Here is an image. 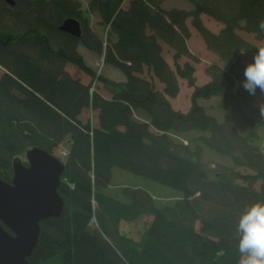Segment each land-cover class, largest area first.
I'll use <instances>...</instances> for the list:
<instances>
[{
	"label": "trees",
	"instance_id": "1",
	"mask_svg": "<svg viewBox=\"0 0 264 264\" xmlns=\"http://www.w3.org/2000/svg\"><path fill=\"white\" fill-rule=\"evenodd\" d=\"M15 1L0 0V178L10 181L13 160L32 147L52 154L60 149L65 162L58 191L66 205L62 215L41 221L31 264H239V218L264 201V117L256 104L264 93L243 88L252 60L243 63L236 54L257 49L240 31L264 41V0H187L189 10L165 9L163 0H129L125 6L126 0H91L89 13H99L110 28L107 38L115 39L106 41L90 29L77 0ZM203 14L224 29L213 33ZM66 17L80 20L81 36L60 30ZM188 19L228 63L226 69L217 62L207 66L211 80L202 86L195 85L199 58L187 45ZM163 43L173 50V68ZM80 44L124 73V86L110 100L68 73L72 63L95 75ZM183 57L188 61L181 65ZM180 78L195 88L186 112L174 110L169 100L181 91ZM217 95L221 109L241 115L245 133L197 102ZM91 108L96 122L82 117ZM135 110L148 120H139ZM190 131L199 134L186 144L178 135ZM204 147L231 157L244 171L204 162ZM115 168L172 187L180 197L160 205L148 190L129 186L114 196Z\"/></svg>",
	"mask_w": 264,
	"mask_h": 264
},
{
	"label": "rangeland",
	"instance_id": "2",
	"mask_svg": "<svg viewBox=\"0 0 264 264\" xmlns=\"http://www.w3.org/2000/svg\"><path fill=\"white\" fill-rule=\"evenodd\" d=\"M33 1V0H32ZM80 3V8L81 11L84 15L85 20L87 19L88 26L90 29H92L100 38H103L105 41L107 39L109 40H115L114 38L110 37L108 35L107 38V33L110 30L109 26H104V24L101 23L102 18H100L99 13H89V8L88 5L91 0H77ZM129 0H126L123 4V6L127 5ZM161 5L165 9H170L172 7H182V6H193L192 3H189L187 0H163ZM167 7V8H166ZM9 20V19H8ZM7 22V26H5L7 29H13L11 25L12 22L5 21ZM203 24H205L209 30H211L213 33H218L220 30L224 29V24L215 20V18L210 17L209 15H205L204 19H202ZM187 25H189L190 28V35L191 38L188 40L187 45L189 46L190 52L197 56L199 59L197 62L193 63L195 67V74L194 78H196L195 85L196 86H202L205 85L207 82L211 80V77L207 75L206 73V68L207 66L214 64L215 62L219 63L221 66L225 67V69L228 67V63L222 62L220 60L219 55L214 53L209 47H207L205 40L203 39L202 35L198 33L196 28L191 25V19L187 20ZM240 33L246 38L252 39L251 41H254V43L257 46H264V41H256L255 35H249L248 33L240 31ZM163 57L168 61L170 66L173 68L174 66V60H173V50H171L167 45L163 43ZM78 51L83 55L84 60L86 63L90 66L92 69V72L95 73V75L91 73L84 72L82 68L79 66H76L75 64L68 63V73L71 74V76L77 80H79L81 83L88 85L91 84V91L101 93L102 96L105 99L110 100L113 97L114 92H118L122 89L124 85L121 84L122 79H126L124 73L122 70H118L115 68L112 64H107L105 61H103L104 57L101 55V53H97L93 50H90L88 47L84 46L83 44H80L78 47ZM257 51V49H256ZM256 51L254 52H244V51H239L237 52V56L240 55L241 61L243 63H247L251 60H253L254 55L256 54ZM236 59V57H235ZM185 61H188V58L183 57L180 60V64L182 65ZM234 61V59L232 60ZM231 61V63H232ZM230 63V62H229ZM4 68L0 70V78L1 74ZM86 75L88 78H86ZM105 83L108 85L105 86ZM179 84H180V95L179 98L177 97L174 102V110L186 112L188 109L191 107L193 103L192 95L195 90L194 87H190L188 85V82L186 79H179ZM106 95V96H104ZM198 103H200L208 112L213 115L216 119H219L220 121H225V122H230L233 125L236 126L237 129L245 133L247 129L245 128V124L243 121V118L241 117L240 114L236 113L235 111L232 110H225L221 109L219 107L221 98L218 96H213L210 98H197ZM256 104L259 107L261 104H264V94H260L259 96L256 97ZM93 115V116H92ZM97 114L95 111L89 109L85 115L82 117L85 118H90L91 117V122L95 120L96 122V117ZM95 118V119H94ZM263 133V131H262ZM199 133L195 131H190L189 133L185 134H177L178 137L181 140H184L185 143L187 144V141L190 142V138L193 136H197ZM263 135L262 138L263 139ZM261 147L264 149V139L260 142ZM60 150V149H59ZM59 150L56 151L55 155L59 156L60 159L62 154H59ZM204 155H203V160L206 163H210L212 165L215 164H224L228 166H233L235 169L240 170L241 172L244 171L241 167L236 166L234 161L232 160L231 157L223 155V154H218L217 152H214L206 147L203 149ZM22 160H26L25 154L22 156ZM64 161V159H62ZM116 170V171H115ZM114 174H113V179L110 184V193H112L114 196L116 195L117 197H121V191L126 187H141L145 190H148L156 199L157 202L161 204H166L171 201H174L178 199L180 196V192L176 191L172 187H166L164 185L159 184L158 182H154L148 178H145L143 176L133 174L127 170H123L120 168H115L114 169ZM259 184H257V188H259ZM105 192H108L105 190ZM94 202V206H95ZM146 223V221H144ZM143 223V224H144ZM136 226L137 222H132ZM126 226V225H125ZM127 227V226H126ZM125 230L130 231V235L133 236L134 238H138V233L137 231L133 230L131 227L130 229L126 228ZM197 228L199 227V224L196 225Z\"/></svg>",
	"mask_w": 264,
	"mask_h": 264
},
{
	"label": "water",
	"instance_id": "3",
	"mask_svg": "<svg viewBox=\"0 0 264 264\" xmlns=\"http://www.w3.org/2000/svg\"><path fill=\"white\" fill-rule=\"evenodd\" d=\"M60 30L74 37L83 31L73 17L64 18ZM25 157L13 160L10 181L0 178V264H31L41 221L62 215L66 205L58 191L65 162L40 147L28 149Z\"/></svg>",
	"mask_w": 264,
	"mask_h": 264
},
{
	"label": "clouds",
	"instance_id": "4",
	"mask_svg": "<svg viewBox=\"0 0 264 264\" xmlns=\"http://www.w3.org/2000/svg\"><path fill=\"white\" fill-rule=\"evenodd\" d=\"M259 27L264 31V20ZM242 86L250 95H255L257 89L264 93V46H257L253 60L245 66ZM259 111L264 117V104ZM237 233L239 264H264V201L254 202L243 211Z\"/></svg>",
	"mask_w": 264,
	"mask_h": 264
},
{
	"label": "crops",
	"instance_id": "5",
	"mask_svg": "<svg viewBox=\"0 0 264 264\" xmlns=\"http://www.w3.org/2000/svg\"><path fill=\"white\" fill-rule=\"evenodd\" d=\"M166 1V0H165ZM177 7V6H176ZM192 5L190 6H182L181 8H185V9H192ZM167 8V7H166ZM180 8V7H179ZM206 14H203L202 16H201V18L202 19H204V16H205ZM68 65L69 64H67V66H66V68H67V70H69V68H68ZM86 78H88V76L86 75ZM126 79L124 78V79H122V81H125ZM154 80H155V83H156V85H157V89L158 90H160V91H163V88H164V84H162L161 82H159V80L158 79H156V78H154ZM181 92V91H180ZM180 92H179V94L176 96V97H174V98H169V100H170V102H171V106H173V108H174V102H175V100L174 99H176L177 97L179 98V95H180ZM104 96H106V95H104ZM257 96H259V95H257ZM85 113H87V112H83V114L82 115H85ZM139 115H140V117L142 118V119H140V120H147L148 119V116H147V114H146V112L144 113V112H142V113H139ZM139 118V117H138ZM154 197V196H153Z\"/></svg>",
	"mask_w": 264,
	"mask_h": 264
},
{
	"label": "bare ground",
	"instance_id": "6",
	"mask_svg": "<svg viewBox=\"0 0 264 264\" xmlns=\"http://www.w3.org/2000/svg\"><path fill=\"white\" fill-rule=\"evenodd\" d=\"M194 93V92H193ZM218 96V95H217ZM216 96V97H217ZM219 97V96H218ZM220 98V97H219ZM136 116H137V118L140 120V119H142L141 117H140V115H139V113H142V111H140V110H135L134 112H133ZM145 113V112H144ZM93 116V115H92ZM148 120V119H147ZM147 120H144V121H147ZM141 121H143V120H141Z\"/></svg>",
	"mask_w": 264,
	"mask_h": 264
}]
</instances>
